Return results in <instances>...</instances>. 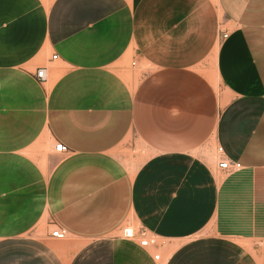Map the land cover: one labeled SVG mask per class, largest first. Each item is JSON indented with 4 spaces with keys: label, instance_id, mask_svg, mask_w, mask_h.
I'll list each match as a JSON object with an SVG mask.
<instances>
[{
    "label": "crops",
    "instance_id": "0c3cea01",
    "mask_svg": "<svg viewBox=\"0 0 264 264\" xmlns=\"http://www.w3.org/2000/svg\"><path fill=\"white\" fill-rule=\"evenodd\" d=\"M0 264H264V0H0Z\"/></svg>",
    "mask_w": 264,
    "mask_h": 264
},
{
    "label": "built area",
    "instance_id": "2783aa9c",
    "mask_svg": "<svg viewBox=\"0 0 264 264\" xmlns=\"http://www.w3.org/2000/svg\"><path fill=\"white\" fill-rule=\"evenodd\" d=\"M58 56H54V60H57ZM36 78L44 83L47 82L49 79V73L47 68H41L37 71L36 73ZM56 152L59 153H67L69 150L64 144H58L55 148ZM219 156L221 158L218 168L222 172H235V171H240L242 169V165L238 162H234L228 158L225 157L224 155V150L223 148H219ZM124 237L126 239L132 240L136 237V231L133 228L127 227L123 231ZM52 237L59 239V240H64L68 237V232L67 230L63 228H56L52 231Z\"/></svg>",
    "mask_w": 264,
    "mask_h": 264
},
{
    "label": "rangeland",
    "instance_id": "374dc122",
    "mask_svg": "<svg viewBox=\"0 0 264 264\" xmlns=\"http://www.w3.org/2000/svg\"><path fill=\"white\" fill-rule=\"evenodd\" d=\"M216 158L218 159V164H219V162L221 160V158L219 156V148L216 150ZM127 227L133 228L136 231V237L134 239H132V240L140 239L142 247H145V248H147L149 250H152V251L157 250V252L154 251V252H156V256L154 257V260L156 262H162L163 261L162 253H161V249L160 248H161L162 245H164V243L158 241L157 238L148 237L146 234H144L142 232L139 233L136 226H126L125 228H127ZM124 229H123V231H124Z\"/></svg>",
    "mask_w": 264,
    "mask_h": 264
}]
</instances>
